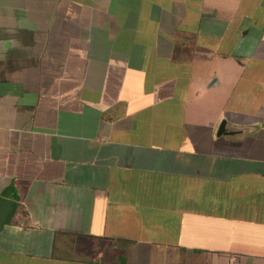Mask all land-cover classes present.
<instances>
[{
	"label": "crops",
	"instance_id": "obj_1",
	"mask_svg": "<svg viewBox=\"0 0 264 264\" xmlns=\"http://www.w3.org/2000/svg\"><path fill=\"white\" fill-rule=\"evenodd\" d=\"M0 200V264H264V0H0Z\"/></svg>",
	"mask_w": 264,
	"mask_h": 264
},
{
	"label": "water",
	"instance_id": "obj_2",
	"mask_svg": "<svg viewBox=\"0 0 264 264\" xmlns=\"http://www.w3.org/2000/svg\"><path fill=\"white\" fill-rule=\"evenodd\" d=\"M234 135V132L228 131L226 127V121L223 120L217 130L216 137L221 136H232ZM12 202H6L3 200H0V230L2 229L4 223L7 221V217L9 215V212L12 207Z\"/></svg>",
	"mask_w": 264,
	"mask_h": 264
},
{
	"label": "rangeland",
	"instance_id": "obj_3",
	"mask_svg": "<svg viewBox=\"0 0 264 264\" xmlns=\"http://www.w3.org/2000/svg\"><path fill=\"white\" fill-rule=\"evenodd\" d=\"M258 37L256 36V34H254L253 35V33L252 34H250L249 35V38H247L248 40H246L244 43H240V44H237V45H250V44H253L254 42H257V39ZM246 43V44H245ZM240 47V46H239ZM236 48L238 49V47L236 46ZM230 73V72H229ZM228 73V74H229ZM233 74V73H232ZM232 74H230V76H232ZM223 82L224 81H222V84H221V82H220V84H217L213 89L214 90H212V93L213 94H219L221 91H225V88L223 87L224 86V84H223ZM219 85V86H218ZM222 87V88H221Z\"/></svg>",
	"mask_w": 264,
	"mask_h": 264
},
{
	"label": "trees",
	"instance_id": "obj_4",
	"mask_svg": "<svg viewBox=\"0 0 264 264\" xmlns=\"http://www.w3.org/2000/svg\"><path fill=\"white\" fill-rule=\"evenodd\" d=\"M62 236H64V235H60V234H58V235H56V240L54 241V242H56L57 243V239H60V238H62ZM68 239H71V237H67ZM54 253H53V256L54 257H58L59 255V253L56 255V253H57V251L59 252V249H57L56 247H55V245H54ZM71 252V251H70ZM64 253V252H63Z\"/></svg>",
	"mask_w": 264,
	"mask_h": 264
}]
</instances>
